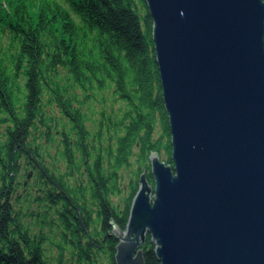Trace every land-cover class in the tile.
Wrapping results in <instances>:
<instances>
[{
	"label": "trees",
	"instance_id": "16d2710c",
	"mask_svg": "<svg viewBox=\"0 0 264 264\" xmlns=\"http://www.w3.org/2000/svg\"><path fill=\"white\" fill-rule=\"evenodd\" d=\"M152 27L145 0H0V264H117L150 156L172 164Z\"/></svg>",
	"mask_w": 264,
	"mask_h": 264
},
{
	"label": "water",
	"instance_id": "95a60500",
	"mask_svg": "<svg viewBox=\"0 0 264 264\" xmlns=\"http://www.w3.org/2000/svg\"><path fill=\"white\" fill-rule=\"evenodd\" d=\"M172 164L139 177L117 264H264V1L145 0Z\"/></svg>",
	"mask_w": 264,
	"mask_h": 264
},
{
	"label": "rangeland",
	"instance_id": "374dc122",
	"mask_svg": "<svg viewBox=\"0 0 264 264\" xmlns=\"http://www.w3.org/2000/svg\"><path fill=\"white\" fill-rule=\"evenodd\" d=\"M95 111H101L102 108H103V105L100 104V103H95ZM111 106H114L115 107V110L117 111L118 108H119V105L118 104H113L112 101L111 102H108V107L110 108ZM93 119H96L98 118V116H92ZM91 129H94V125L90 124L89 126ZM161 159L162 161L165 160V157L164 155L161 156ZM165 162V161H164ZM140 167L139 164L135 163V160L132 161V164L129 168H126L122 171V176H123V187H124V193L122 195V197H119V196H116L114 197V201L117 203V204H123V201L125 199V197L128 195V185H129V182L131 181V178L133 176H135V171H137ZM144 169V168H143ZM145 170V169H144ZM145 249V248H144Z\"/></svg>",
	"mask_w": 264,
	"mask_h": 264
},
{
	"label": "flooded vegetation",
	"instance_id": "af4514ba",
	"mask_svg": "<svg viewBox=\"0 0 264 264\" xmlns=\"http://www.w3.org/2000/svg\"><path fill=\"white\" fill-rule=\"evenodd\" d=\"M264 1V0H263Z\"/></svg>",
	"mask_w": 264,
	"mask_h": 264
}]
</instances>
